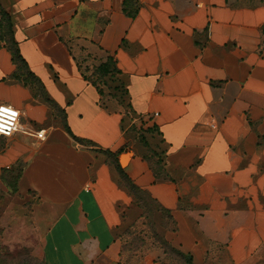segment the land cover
<instances>
[{
	"label": "crops",
	"instance_id": "crops-1",
	"mask_svg": "<svg viewBox=\"0 0 264 264\" xmlns=\"http://www.w3.org/2000/svg\"><path fill=\"white\" fill-rule=\"evenodd\" d=\"M0 3L71 131L12 78L1 48L0 104L47 134L0 139V192L10 191L3 171L21 174L2 216L20 243L38 244L45 264H167L159 234L192 264H264V0ZM110 57L127 92L113 108L82 75ZM149 150L166 179L144 159ZM114 156L169 213L135 215L137 232L152 235L135 259L123 248L137 198Z\"/></svg>",
	"mask_w": 264,
	"mask_h": 264
},
{
	"label": "trees",
	"instance_id": "trees-1",
	"mask_svg": "<svg viewBox=\"0 0 264 264\" xmlns=\"http://www.w3.org/2000/svg\"><path fill=\"white\" fill-rule=\"evenodd\" d=\"M0 49L6 48L12 56V61L16 66V71L13 74V79L16 81L23 82L26 86H30L35 93L43 98L50 106L51 108L61 117L63 118V127L64 129L71 134V131L67 125L66 122V116L65 112L61 110L54 101H52L45 90L44 84L42 81L30 70L27 62L22 57L20 53L19 44L15 39L14 30H13V22L12 18L9 15V13L3 8V6L0 3ZM80 68V67H79ZM81 69V68H80ZM118 70L116 68V63L113 58H108L105 62L98 65L97 68H94V70L91 72L90 75H86L82 71V75L85 78V80L89 81L91 84H93L100 96L103 106H105V95L103 91L102 85L107 86L108 81H103L104 78L107 75H110L112 79L119 78L118 77ZM106 79V78H105ZM120 80V79H119ZM121 86L124 89L125 94L126 89L124 88V83L120 80ZM144 159L149 161L151 164V167L158 179H166L167 175L164 170L163 161L159 157V155L152 150H149V154H145ZM112 164L116 167L120 181L123 183V185L133 194L135 197L143 196L146 198V200L151 203V205L156 207V212H163L164 214H169L168 211H165L164 209H161L157 206L155 200H153L150 196L147 195V193L138 187H136L125 175L124 171L120 168L117 157L114 156L112 160ZM21 177L20 173H12L10 171H3L2 173V179L4 183L7 184V186L11 188H15L17 191V183ZM138 199V198H137ZM147 217H151L152 214H146ZM154 238L159 242L161 248L164 250L166 257H167V264H170L171 262L176 264H192V261L190 257L183 252L179 251L178 249L174 248L170 243H168L162 236L159 234H154ZM0 264H30L29 258L25 257L24 255L19 254L17 257L12 256L8 253L5 254V250L0 251ZM41 264H45L42 262Z\"/></svg>",
	"mask_w": 264,
	"mask_h": 264
},
{
	"label": "rangeland",
	"instance_id": "rangeland-1",
	"mask_svg": "<svg viewBox=\"0 0 264 264\" xmlns=\"http://www.w3.org/2000/svg\"><path fill=\"white\" fill-rule=\"evenodd\" d=\"M1 21V16H0ZM98 66H94V68H97ZM91 69V72L94 70ZM106 78V79H105ZM104 78L103 81L107 82L108 85H102L104 95H105V101H107V104L109 106L117 107L119 104L124 105L127 103L126 94L124 92L123 87L121 86L119 78L112 79L110 75H107ZM136 138L139 140L140 136L136 135ZM1 139V138H0ZM141 139L139 140V144L142 145ZM145 151H147L145 149ZM17 194V191L15 188H11L9 192L2 193L0 192V251L5 250V254L8 253L12 256H18L19 254L24 255L25 257L29 258L30 264H41L43 262L41 257V251L39 249V245L36 244L34 248H31L29 244L26 243H20L19 235L13 233L11 231L10 227H7L5 225V221L3 220L2 216L3 214L12 207V200L13 197H15ZM137 206L132 208V211L130 213L131 219H127L125 221V234H126V243L123 248V252L128 256L129 259H135L139 253H142L145 249V241L146 236H148L150 239L152 237L151 234L149 235H142L138 233L139 229H141V226L139 225L135 227L136 222V216L140 214H152L154 215L156 213V207L151 205L146 198L143 196L137 197ZM29 208H31L32 203H28ZM24 233L21 234V238L23 237ZM33 237V235H31ZM31 245V244H30ZM170 264H176L171 262Z\"/></svg>",
	"mask_w": 264,
	"mask_h": 264
},
{
	"label": "built area",
	"instance_id": "built-area-1",
	"mask_svg": "<svg viewBox=\"0 0 264 264\" xmlns=\"http://www.w3.org/2000/svg\"><path fill=\"white\" fill-rule=\"evenodd\" d=\"M22 117V113L15 107L0 104V138H11L15 133L22 132L39 141H45L47 138L46 131L27 127L22 123Z\"/></svg>",
	"mask_w": 264,
	"mask_h": 264
}]
</instances>
